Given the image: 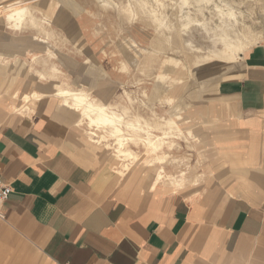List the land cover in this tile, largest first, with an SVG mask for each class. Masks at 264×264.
Segmentation results:
<instances>
[{
    "label": "crops",
    "instance_id": "obj_1",
    "mask_svg": "<svg viewBox=\"0 0 264 264\" xmlns=\"http://www.w3.org/2000/svg\"><path fill=\"white\" fill-rule=\"evenodd\" d=\"M33 3L41 18L50 13L49 0ZM59 6L56 32L23 34L0 20V174L12 186L0 201V264H264V29L234 76L212 75L201 88L212 96L192 101L206 180L152 188L159 165L121 180L59 110L13 111L17 93L48 92L65 74L82 84L77 45L91 37L65 32ZM53 66L61 78L48 77ZM189 185L202 188L178 197Z\"/></svg>",
    "mask_w": 264,
    "mask_h": 264
},
{
    "label": "rangeland",
    "instance_id": "obj_2",
    "mask_svg": "<svg viewBox=\"0 0 264 264\" xmlns=\"http://www.w3.org/2000/svg\"><path fill=\"white\" fill-rule=\"evenodd\" d=\"M9 1L18 0H6L0 3V8H3L4 3ZM19 1H23L22 4L32 9L34 13H40V7L35 3L32 4L33 1L36 0ZM49 1L52 4L50 9L55 5L62 4L63 7H65L63 12L65 18L67 16L68 19L71 18L70 20H76V23L72 20L75 32L81 31L86 33L87 36L89 35L88 37H91L92 43L90 42L89 45L85 44L87 43L86 40H82L79 42L80 44L77 45V48L80 50V53L77 51L76 53H78L77 55L81 61V74L79 79L82 84L74 86V88L84 87L89 92L92 91L91 93L93 95L99 97H101L102 93H108L109 90H111L114 98L110 100L112 103L118 104L121 107H131V105H133L132 108L136 109L139 114L145 118L152 116L149 108L154 106L157 117L153 116L152 118L156 121H163L162 117L178 119L177 117L179 114L180 117L178 121L184 131L190 130V121L188 117H194V115L197 114L196 109L193 111L194 105L192 101L196 99H207V97L212 96L210 88L209 92H207L206 89H203V91L201 89L206 81L210 80L212 75H215L214 80H212L213 82L232 78L235 74V69L242 63L231 64L224 67V69H220V65L216 67L212 66L211 68L207 67L214 63V61L209 60L208 63L210 64H205L203 68L195 70L196 59H203L208 49L214 48L213 45H215L213 41L203 33L201 26L196 24L182 33H179L178 30L170 31L167 29L164 30L163 34L158 33L155 24L148 17L140 14L137 19L129 21L123 12L115 8V4H135V0H111L113 6H111L112 4L109 6L103 5L104 0ZM222 1L235 4L234 6L238 12L240 21L237 24L239 31L247 32L251 30L262 33L264 29V0ZM151 3L154 5L156 4L154 1ZM176 3L178 4L179 1L168 0L165 10L169 19H171L174 26L178 29L181 25V15H179V7ZM214 13V5H209L204 10V16H198L200 19L205 17L213 19L215 23H218L219 19ZM0 15L4 16L5 13L1 12ZM47 16H49V12L44 17ZM38 17L41 18L40 16ZM78 24L79 26L77 27ZM57 26V23H52L49 26V32L60 31L61 28ZM65 29L66 28H64V30ZM37 30L39 29L28 25L21 32L23 34H29ZM65 42L67 43V41ZM222 47L221 44L217 45V48ZM66 48L71 47L66 46ZM53 52L55 56L56 51ZM170 59H174V61ZM93 61L96 62V67ZM123 62H126L128 65L129 70L126 72L121 69V64ZM204 66H206V68ZM88 70H90L91 73V80L87 82V84H84V81H88L90 77L89 74L87 75ZM160 74H166L169 78L168 82H158L155 76ZM59 75L54 76L53 79L61 78L62 72ZM65 78L67 80L66 82H68V76H65ZM59 81L62 83L64 80L60 79ZM212 81L209 83H212ZM124 91L130 95L131 100L127 99V95ZM201 91L202 94L198 96V92L201 93ZM168 98L174 100L172 107H163L158 104L160 99ZM104 100L108 101V99ZM143 103H145V105ZM44 106L48 107V109L50 108V111H58L55 104L43 103L40 105L41 108ZM177 106L182 107V111L178 112ZM27 113L28 115L33 114V112L29 110H26L22 114ZM192 131L195 132L194 129ZM158 133L160 134V132ZM198 143L199 142L190 141L189 144L181 141L179 147H175L170 151L171 155L177 159L175 161L166 162L164 165L169 179L172 177L179 179L184 175L185 181L183 187L190 184V182L198 180L202 183V181H205L207 178L206 170L203 171L199 165L201 155L204 158V155L207 156L210 152L207 153L202 151L201 144ZM85 147L91 151L89 148L91 145H85ZM133 148L138 150L141 155L143 154L141 156L142 158L147 156V152L143 147ZM93 152L94 151H91L90 154L94 155ZM106 157V154H99V158L101 159L105 158L106 160ZM206 158L207 157H205V159ZM107 160H109V165L112 166L111 168L121 180L128 176V174L124 177L119 176L117 172L120 169V165L115 161H111L109 157H107ZM203 161L204 159H202L201 164ZM143 168L146 174H153L157 171V168L145 167V164ZM145 180L150 181L148 178H145ZM169 185H171L170 180L165 182V186ZM201 188L202 185L195 187L189 185L187 190L185 189L178 197H187L190 194H195L199 192Z\"/></svg>",
    "mask_w": 264,
    "mask_h": 264
},
{
    "label": "bare ground",
    "instance_id": "obj_3",
    "mask_svg": "<svg viewBox=\"0 0 264 264\" xmlns=\"http://www.w3.org/2000/svg\"><path fill=\"white\" fill-rule=\"evenodd\" d=\"M4 1L6 0H0V3ZM152 1L156 4H152ZM167 1L168 0H135V4H115V8L120 12H123L129 21L137 19L140 14L148 17L155 24L156 31L162 34L166 29L170 31L178 30L179 33L186 32L187 29L199 24L203 33H205L215 45H213L214 48L208 49L203 59H196L195 70L203 68V65L205 64H210L208 63L209 60L214 61V63L207 67L211 68L212 66L216 67L220 65V69H224V67L231 64L241 63L243 60V53L262 39L261 32L258 33L251 30L246 32L238 30L237 24L240 21L238 18V12L234 6L235 4L225 1L223 2L222 0H178L179 3L176 4L179 7V15H181V25L177 29L166 13L165 9L167 8ZM22 3L23 1L19 0L9 1L4 3L3 8H0V14L1 12L5 13L4 16L0 15L1 21L3 19L11 29L22 31L29 25L30 27L33 26L39 28V30L42 28L45 30L46 25L50 26L53 23V18L55 17L56 12L52 7L49 16L39 18L32 9ZM103 5L113 6V3L111 0H104ZM209 5H214V15L218 17V23H215L213 19L205 17L202 19L199 18L198 15L204 16V10ZM59 7L60 12L61 10L64 11L62 4H60ZM63 23L66 28L65 32L74 31V23L72 20H69L67 16ZM50 38L52 39V37ZM35 40L40 43L45 42V40H41V38H36ZM218 44H221L223 47L217 48ZM46 53L48 57L54 56V52L51 48L47 49ZM38 58L33 56L32 61L36 62ZM2 59L3 55L0 54V61H2ZM170 60L174 61V59ZM93 64L96 67L95 61H93ZM204 67L206 68V66ZM51 69L52 70L48 73L50 79L61 74L56 66H53ZM121 69L124 72L129 70L126 62L121 64ZM37 74L39 77L43 76V78L46 76L41 75L39 72ZM155 77L160 83H166L169 79L166 74H160ZM70 84L69 81H62V83L53 84L52 89L48 92H44L43 90V92L31 91V93L22 96H19L17 93L15 95L17 103H14L13 105V111L22 114L26 110H29L34 114L43 103L55 104L59 113L65 117L64 119L71 121L73 128L80 132L83 143L85 145H91L89 148L91 151H94V155L99 157V154H106L111 161H115L120 165V169L117 172L119 176L124 177L126 174L133 173L137 171V169L143 168L144 164L145 167L152 168L155 165H159V169L152 183V188H156L158 185H165V182L168 180H170L171 185L176 190L183 187L185 181L184 175L179 179L173 177L169 179V175L167 174L164 165L166 162L175 161L177 159L171 155L170 151L175 147H179L181 141L190 144V141L198 142L200 138L199 135L192 130L184 131L181 128V124L178 121L180 117L179 114L177 117L178 119L162 117L163 121H156L152 118L153 116L157 117L156 109H154L153 106L149 108L152 116L145 118L139 114L136 109L132 108L133 105H131V107H121L118 104L112 103L110 100L114 98L111 90H109L108 93L101 92L102 95L99 97L93 95L91 93L92 91L89 92L84 87L74 88V86H71ZM124 93L127 95V99L131 100L130 95L125 91ZM104 99H108V101ZM173 103L174 100L168 98L160 99L158 104L163 107H172ZM143 104L145 105V103ZM181 109L182 107L177 106L178 112L182 111ZM157 131L160 132V134ZM133 147H143L147 152V156L142 158L141 156L143 154L141 155V153ZM194 184H196L195 181Z\"/></svg>",
    "mask_w": 264,
    "mask_h": 264
},
{
    "label": "built area",
    "instance_id": "obj_4",
    "mask_svg": "<svg viewBox=\"0 0 264 264\" xmlns=\"http://www.w3.org/2000/svg\"><path fill=\"white\" fill-rule=\"evenodd\" d=\"M12 192L11 184L5 182L0 174V201H5Z\"/></svg>",
    "mask_w": 264,
    "mask_h": 264
}]
</instances>
